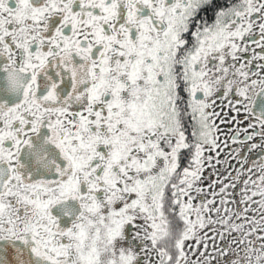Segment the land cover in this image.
I'll use <instances>...</instances> for the list:
<instances>
[{"label":"snow or ice","instance_id":"1","mask_svg":"<svg viewBox=\"0 0 264 264\" xmlns=\"http://www.w3.org/2000/svg\"><path fill=\"white\" fill-rule=\"evenodd\" d=\"M0 264H264V0H0Z\"/></svg>","mask_w":264,"mask_h":264}]
</instances>
